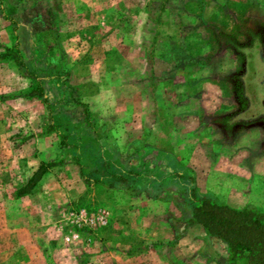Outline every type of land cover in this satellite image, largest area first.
<instances>
[{"label":"rangeland","instance_id":"rangeland-1","mask_svg":"<svg viewBox=\"0 0 264 264\" xmlns=\"http://www.w3.org/2000/svg\"><path fill=\"white\" fill-rule=\"evenodd\" d=\"M7 47L26 69L0 59V264H216L226 256L225 244L201 240L200 231L175 243L185 228L172 221L182 218L181 192L156 194L155 203L148 193L100 188L73 198L72 167L64 166L14 200L26 172L52 160L61 139L19 147L21 136L44 132L48 113L41 100L25 112L4 99L30 88L23 74H35L52 114L81 124L83 139L103 130L114 159L147 172L165 139L183 154L180 141L221 118L264 127V0H0V56ZM71 66L96 83L71 86ZM100 87L105 97L87 111L82 100ZM153 241L161 245L146 252ZM136 251L140 259L127 255Z\"/></svg>","mask_w":264,"mask_h":264},{"label":"trees","instance_id":"trees-1","mask_svg":"<svg viewBox=\"0 0 264 264\" xmlns=\"http://www.w3.org/2000/svg\"><path fill=\"white\" fill-rule=\"evenodd\" d=\"M4 51L0 56L1 60L9 59L8 62H13L21 72L26 69L18 49L7 47ZM23 75L32 79L33 85L10 99L42 101L50 122L44 127V132L40 136L56 135L61 139V158L42 162L27 185L16 193V197L30 194L51 168L72 163L79 167L80 175L88 185H102L136 195L141 193L156 195L168 190L181 192L185 202V207H181L182 213L180 211L181 222L186 225L185 227L201 226L208 239H217L226 246V256L216 264H264V211L254 207L231 208L219 203L213 196L200 193L194 185L193 178L184 175L182 167L180 168L176 163L170 164L173 169L171 172H167L164 168L161 174L150 171L148 175L144 171L124 168L101 144L103 131L93 138L87 136L83 139L80 127L74 123L66 126L57 125L42 80L29 72ZM31 138L32 136L23 137L22 140L27 141ZM150 165L152 168L148 170H154L153 161ZM187 210L189 214L186 213ZM181 235L182 233L178 234L176 238Z\"/></svg>","mask_w":264,"mask_h":264},{"label":"crops","instance_id":"crops-1","mask_svg":"<svg viewBox=\"0 0 264 264\" xmlns=\"http://www.w3.org/2000/svg\"><path fill=\"white\" fill-rule=\"evenodd\" d=\"M75 73L76 72H74L73 70V74H72V66H71L69 83L73 87H82L85 84L89 83L90 81H94L96 83L95 76H85L86 74L83 75L82 73L79 76H74ZM26 88L27 86L25 88L20 89V91L24 92L28 89ZM104 94H105L104 88L100 87V90L97 91L95 94L90 95L85 100H82V102L86 105L84 106L86 110L87 111L90 110L91 106L93 105L92 102L94 103L100 99H103L105 97ZM4 100L6 103L10 105H12V103L21 105L22 106L21 109L24 108L25 112H28V109L33 104L40 103L39 99H32V100H28L24 98L10 99L9 97ZM26 114L27 113H25V116ZM41 117L43 118V116ZM53 117L55 118L56 124L60 126H66V124L72 125L73 123L74 125H77L79 127L82 126L81 124L72 122V120L69 121L56 116L54 110H53ZM221 119L216 121V123H213L217 126V128L213 126V128L215 129H212V131L208 129L207 126L209 125V123H207L205 125L206 127L203 129L202 127H198L196 133L193 134L194 137L182 142L180 141L179 143L181 144L180 146L182 148L186 146V150L184 151L183 154H178V152L173 149V145L175 144V142L172 141L173 139L170 138V142L168 139L167 140L165 139L164 141L165 148L159 151L158 157L151 158L152 159L151 162L153 161L155 164L153 166L154 170L158 169L159 171L164 172L163 169L161 168V164H162V166L166 168L167 172H171L173 169H172V165L170 164L176 163L179 165L180 168L182 167L181 169L184 175H188L193 178L194 185L196 186V189L200 193L213 196L219 203L228 205L231 208L244 209L247 207H254L260 211H264V139H262L264 137V132H263L264 127L260 126V124H263V121H261V123L244 122L236 125H231L229 123H226L227 120L222 121ZM239 126L243 128L242 131L240 129H237V127ZM100 131L103 130H99V132ZM147 132H149V127L145 130L144 133ZM170 132L171 131H169V135L171 136L172 132L171 133ZM40 135L41 134L31 135L32 138L28 139L27 141H23L22 138L24 136H21L20 137L21 139L19 141H16L18 143L20 142L17 145L19 147H24V146L28 147L32 144H36L40 142L41 140H50L56 136V135H51L47 137L45 136L41 137ZM96 135H99V133L94 134L93 137H95ZM104 138H106L105 134L104 137L101 138L100 141L101 144L105 146V148L109 151L111 155H113V153L110 152L109 148L106 146ZM259 138L261 139L258 140ZM14 139L15 140L19 139V137L16 136L14 138H11L10 140L13 141ZM166 143L169 145L167 146ZM59 158H61L60 148H59V153L54 158H52V160H57ZM115 160H117V162L121 164L118 159ZM147 161H149V163L147 164L150 165L151 164L150 160ZM165 161H167V164H165ZM41 163L42 162H40L38 166L31 171V174H28V172H26V175L24 176L25 177L24 183L21 184L20 186H17V188L14 189L12 192L13 193L12 198H14V200L22 201L28 199L33 194L37 193L40 187H42L48 181L49 179L48 177L51 175L52 171L54 169H57L58 167H64V166L72 167V197L73 198H75L77 194L80 195L85 194V197H87L93 188H100L103 191H107L108 193L123 194L127 197H132V198H138L140 196V194L139 195L129 194L128 192L110 189L102 185H88L82 179L80 175L79 167L72 163V164H66L63 166L51 168L49 172L42 178V180L34 187V189L30 194L16 197V193L21 191V189L27 185L29 179L32 178V176L37 171ZM150 171L151 170H148L147 172ZM78 183H80V186H77ZM144 197H146L147 199H149V201L153 203H155L158 200L157 195L147 194ZM164 204H170V203L164 202ZM179 215H181V213ZM179 219H180L179 216H174V218H172L174 227L175 224L182 223L181 220ZM200 227L189 226L183 228L184 229L183 234L179 238H176L175 243L177 244L178 242L179 243L178 246H179L182 242L191 241V238L193 237V233L199 231H200V236L202 237L201 240L208 241V238L204 230L202 229V227L201 228ZM149 243L150 244H148V246L145 247L146 252L151 251L152 249L157 248L159 245H161L158 244L156 241ZM175 243L173 245H175ZM193 244L195 246L194 249H197L196 246L200 249L199 246L200 243L198 244V241L196 242L194 240ZM162 245L164 246L166 244H162ZM168 245H171V243H168ZM101 252H102L101 255L102 257L105 256V254L106 255L108 254L103 251ZM143 254L144 252L139 253V251H136V254H127V255L134 257L135 259H140V256H142ZM194 256L196 255L194 254ZM199 256L205 261V263L209 262V259L204 254L202 255L198 254V258Z\"/></svg>","mask_w":264,"mask_h":264}]
</instances>
